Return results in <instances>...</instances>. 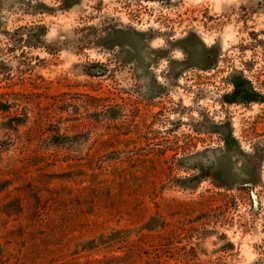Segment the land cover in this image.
Listing matches in <instances>:
<instances>
[{
  "label": "rangeland",
  "instance_id": "374dc122",
  "mask_svg": "<svg viewBox=\"0 0 264 264\" xmlns=\"http://www.w3.org/2000/svg\"><path fill=\"white\" fill-rule=\"evenodd\" d=\"M0 264H264V0H0Z\"/></svg>",
  "mask_w": 264,
  "mask_h": 264
}]
</instances>
